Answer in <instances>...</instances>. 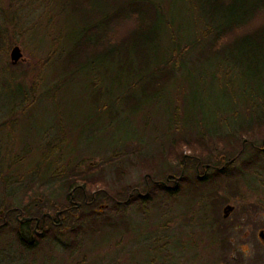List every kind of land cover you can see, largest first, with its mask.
<instances>
[{
	"label": "rangeland",
	"instance_id": "1",
	"mask_svg": "<svg viewBox=\"0 0 264 264\" xmlns=\"http://www.w3.org/2000/svg\"><path fill=\"white\" fill-rule=\"evenodd\" d=\"M69 1L0 0V209L37 202L41 212L54 214L68 203L70 189L64 185L82 184L76 180L84 179L92 188L89 195L95 189L103 192L92 207L99 215L92 229L73 236L65 231L86 225L83 215L91 210L74 207L66 215L68 225H52L45 235L31 229L25 233L29 242L33 237L30 247L20 243L17 221L11 218L0 230V264H264V245L256 229H244L246 235L240 229L221 235L206 229L203 234L201 220L204 212L220 214L227 204L234 212L258 214L264 220V170L236 175L230 178L232 186L224 184L207 194L208 187L199 196L200 188L193 187L195 164L188 160L187 178L177 193L125 202L134 186L145 191V181L179 176L180 152L189 155L192 148L208 146L216 153L210 160L217 161L245 149L240 159L251 158L258 150L249 141L263 147L264 132L245 137V144L244 137L228 144V138L219 136L205 144L201 136L234 134L237 124L252 116L264 86L247 80L221 58L198 61L206 41L202 38L181 57L183 69L159 94L142 103L128 99L134 105L131 111L122 107V99L112 101L107 112L100 111L116 93L129 95L134 86L125 90L137 75L121 74L118 81L112 78L115 69L111 76L102 67L63 71L72 46L68 37L79 18L70 11ZM107 1L98 0L105 5ZM149 1L154 10H162L164 24L170 22L180 43L204 29L188 0ZM168 35L161 34L158 49L149 51L153 72L175 47ZM15 45L22 57L12 64ZM95 95L99 105L92 101ZM176 139L181 145L172 146ZM239 160L228 169L239 168ZM226 236L230 241L223 244L220 237ZM241 243L247 245L242 246L244 252L238 248Z\"/></svg>",
	"mask_w": 264,
	"mask_h": 264
},
{
	"label": "trees",
	"instance_id": "2",
	"mask_svg": "<svg viewBox=\"0 0 264 264\" xmlns=\"http://www.w3.org/2000/svg\"><path fill=\"white\" fill-rule=\"evenodd\" d=\"M67 5H69L70 11L73 14L76 13L79 18L76 27L68 37L72 46L69 50L70 53L66 56L67 58L63 60L67 64L63 71L68 73L73 69L72 67H75L78 71L88 67L93 70L102 67L104 69L103 72H107L111 76V71L115 69L116 74L112 75V78L118 79V81L121 78V74L131 75L136 73L137 75V79L129 83L125 92L136 85L139 86V89L133 87L130 91L128 90L131 93L123 96L124 98L119 93H116L114 97L109 99V102L99 106L100 111L107 112L109 106L114 104L111 102L120 101V99H122L120 102L122 107L131 111L134 109V105L128 99L135 100L136 103H142V101L159 94L161 89L175 78L176 72L183 69L184 65L181 57L189 53L195 45L201 42L200 39L202 38H205L206 41L203 42L204 44L198 50V61L203 59L208 61L212 57L221 58L227 64L233 65L239 74L247 78V80L253 79V81H258L261 86H264V0H188L189 7L194 10L196 18L201 21L204 29L201 30L199 35H195L191 41L183 43L178 41L170 22H165L164 24L165 17L162 10L158 8L154 10L149 0H108L106 5L99 3L98 0H70ZM163 33L164 35L169 33V37L167 36L168 40L175 47L172 49L170 56L162 62L164 65L157 68V63L155 65L156 71L153 72L150 70L152 69L151 62L153 61L149 51L158 49L161 34ZM182 44H184L183 47ZM175 50H178L177 53H172ZM167 67H170V69ZM147 69L150 71H147ZM143 70L146 71L142 72ZM260 93L263 98L254 103L252 116L245 123H238L237 127L234 128V134L229 133L227 136L223 135V137L221 135L208 136V138L201 136V142L205 144L209 142L208 144H211L219 136L218 138L226 140L228 138V144H232L236 141H241L242 137L251 138L256 133L263 134L264 90L260 89ZM99 97H103L102 93ZM92 101L99 105L96 95ZM178 141L180 139L173 140L171 145H181ZM190 150L191 154L189 155L186 153L183 155L184 152L178 154L176 159L182 166L188 160L195 164L197 158L201 162L220 164V162L210 160L214 150L212 147L199 148V151H197V148ZM244 150L241 149L237 154L230 155L231 157L229 158L234 160L232 163H236L240 159ZM171 152L172 150H169L168 154ZM263 156L264 150H260L253 152L251 158L240 159L239 168L218 169V171H214V175L208 176L207 173L201 178L194 175L193 181L196 184L193 187L197 186V188H200L199 196H203L201 193H204L203 191L208 187L210 189L206 191L207 194L217 189L219 190L224 184L230 183V187L232 186L230 178L236 175H244L249 170H264V164L261 162ZM149 161L146 163H149ZM186 178L187 176L183 175L180 185L177 189L172 190H168L159 182H153L150 179L148 182L151 191H148L146 196H140L135 192L125 202L143 203L153 199L160 192L166 195L175 194ZM80 180L76 181L77 183H82L86 192L92 189L83 181L84 179ZM72 186L73 184L70 183L64 185V188L71 190ZM97 190L98 194L103 193L100 189ZM80 191V188H77L74 190V195L77 199H80L82 206H88L83 202L81 195L77 196ZM217 196L219 197V195ZM88 198L91 200L89 194ZM94 205L95 203L89 205L91 210L83 215L85 226L81 224L69 226L65 232L76 236L77 231H82L84 228L92 229L96 223L95 219L99 215L92 208ZM67 206H70L69 202L59 208L62 214L68 215L67 210L73 211L74 207L67 208ZM40 210L37 212L38 217L42 213ZM24 213L26 216H30V212L26 211ZM47 222L48 220L46 219ZM63 222L64 226L68 225L66 219ZM16 224H18L17 227L27 226L31 230L34 226L33 222L26 221ZM52 227V224H48L47 228ZM49 230L45 229L44 235L49 233ZM19 237L22 245L31 246L28 238L20 235Z\"/></svg>",
	"mask_w": 264,
	"mask_h": 264
},
{
	"label": "flooded vegetation",
	"instance_id": "3",
	"mask_svg": "<svg viewBox=\"0 0 264 264\" xmlns=\"http://www.w3.org/2000/svg\"><path fill=\"white\" fill-rule=\"evenodd\" d=\"M246 142H248V139L245 138V140H243L242 144H245ZM250 145L252 146V148H254L255 150H264V138L262 139V145L263 147H258L257 145H255L252 141H249ZM241 151V150H240ZM239 151V152H240ZM213 155H216V153H214ZM232 161H234L231 158H228V160L225 158V155H221L220 157H218L217 162H220V164L218 163H214V164H209V163H205V162H201V160L199 158H197L195 166H194V170L196 173V176L198 178H201L202 176L207 175V173H209L210 169L212 170V174H208V176H212L214 175V171L218 169H226L228 168L231 164ZM185 163L182 166V170L180 171V173H183L182 176L180 177V179L178 180V185L179 182L181 180V178L183 177V175L185 174ZM179 173V174H180ZM169 175H172L171 177L168 178ZM166 177L165 181H159L160 184H162V186H164L166 189L168 190H172V189H177L178 186L174 187V182H175V178L177 177L174 174H169ZM174 184V185H173ZM149 182L145 181V191H141L140 188H135L132 187L131 191L128 194V198L131 197L135 192L137 194H139L140 196H146L148 194V189H149ZM77 188H80V193L77 194V196L81 195L83 198V202L86 203L88 206L92 205L93 203H96L97 198L100 197V194H98V190H92L90 193V197L91 200L88 198V193L86 192L85 189H83V185L82 184H75L72 187V190H70L69 192V196H68V202L70 204V206L68 207H78L81 206V202L75 200L76 196L74 195V190H76ZM106 196V195H105ZM108 197H111L107 194ZM127 198V199H128ZM117 203H121L122 201L120 200H115ZM66 208V209H67ZM40 209L39 207V203H34V204H30L28 202H26L23 206H19V205H7L4 206L3 209H0V230L4 229L6 227H8L9 224V220L11 218L15 219L17 221V223H22L24 221L26 222H33L34 226L32 228V231L35 233H43L45 229H50V228H46L45 224H46V219L48 220L47 223L52 224L54 226H60L62 225L64 222L63 220L66 218L65 214H62L61 211L58 209L57 211H55L54 214L50 213V212H42L40 217L37 216V212ZM37 212H36V211ZM30 212V216H26L24 212ZM35 211V212H33ZM59 212L58 215H56V213ZM66 212H68V214L70 213V210H67ZM45 213H49V216L45 215L44 217H42L43 214ZM232 214H234L235 216H233ZM22 217H29L31 218L30 220H22ZM38 219V220H37ZM202 220V228H203V234L208 230L209 232H211V234L213 235H218L221 233L224 234H228L231 233L235 230H241L242 234H247V228H254L257 230L258 236H259V232L260 231H264V220L263 217H259L258 214H255L254 216L252 215H248L247 212H234L233 210L225 213L224 211H222L220 214L217 211H212V212H204V216L201 217ZM40 223V225H39ZM207 229V230H206ZM245 229V230H244ZM17 233L19 235L22 234L26 235L25 233L30 232V227L27 226H23V227H17L16 228ZM39 231V232H38ZM23 238V237H22ZM29 238H31L29 236ZM218 239V238H216ZM230 241V239H227L225 237H220V242H222L223 244H226V242ZM260 244L264 245V243L262 242V240L259 238ZM230 245V243H229ZM242 246L243 247H247V245L245 243H241L238 245V248L241 249L242 252H244V250H242ZM232 257V255H231ZM230 257V258H231Z\"/></svg>",
	"mask_w": 264,
	"mask_h": 264
},
{
	"label": "water",
	"instance_id": "4",
	"mask_svg": "<svg viewBox=\"0 0 264 264\" xmlns=\"http://www.w3.org/2000/svg\"><path fill=\"white\" fill-rule=\"evenodd\" d=\"M21 57H22V52H21L20 48L18 46H16V45L13 46L12 49H11V51H10V60H11L12 64L17 63L18 60L21 59ZM182 174L183 173H180V175L175 178V182H174L175 185H174V187L178 186V180L180 179V177L182 176ZM171 176L172 175H169L168 178L171 177ZM233 209H234V206H232L230 204H227V205L224 206L223 211L225 213H228V212L232 211ZM58 214H59V212L56 213V215H58ZM45 215L49 216V213L43 214L42 217H44ZM30 219L31 218H29V217H23L22 218V220H30ZM259 238L264 243V231L263 232L262 231L259 232ZM30 239H31V242H32L33 237L31 236Z\"/></svg>",
	"mask_w": 264,
	"mask_h": 264
}]
</instances>
